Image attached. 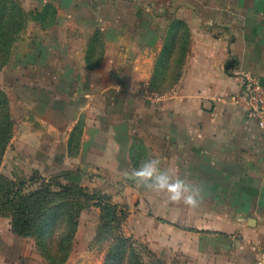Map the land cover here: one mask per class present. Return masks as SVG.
<instances>
[{"label": "crops", "instance_id": "1", "mask_svg": "<svg viewBox=\"0 0 264 264\" xmlns=\"http://www.w3.org/2000/svg\"><path fill=\"white\" fill-rule=\"evenodd\" d=\"M17 1L30 18L0 89L15 118L7 154L25 164L7 170L76 172L84 184L105 170L108 192L128 208L125 233L161 264H255L264 130L237 97L247 76L264 90V0ZM174 41L182 73L166 93L150 91ZM138 138L161 170L201 190L197 207L137 184Z\"/></svg>", "mask_w": 264, "mask_h": 264}, {"label": "trees", "instance_id": "2", "mask_svg": "<svg viewBox=\"0 0 264 264\" xmlns=\"http://www.w3.org/2000/svg\"><path fill=\"white\" fill-rule=\"evenodd\" d=\"M29 18L30 14L23 10L19 1L0 0V70L10 59ZM177 43L174 41L173 45L171 42L165 44L159 56L161 64L173 58L172 47L175 45L176 50ZM14 125L9 96L0 89V161L12 139ZM80 129L79 125L77 130ZM63 176L67 182H54L51 179L47 181L41 174L19 184L0 177L3 181L0 184L3 189L0 193V205H9L7 209L13 215L14 230L23 235H33L35 229L42 225L39 238L42 239L41 247L50 264H64L67 261L73 250L83 203L94 200L96 205L101 207V229L105 233L107 229L113 231L114 242L103 264H144L140 247L148 254L156 256L147 244L125 233L123 224L128 213L127 205L115 202L108 193H89L87 187L81 184L82 178L76 172H66ZM39 179L45 180L46 187L23 192L22 189L27 183L34 184L39 182ZM52 184L61 189L53 190Z\"/></svg>", "mask_w": 264, "mask_h": 264}, {"label": "rangeland", "instance_id": "3", "mask_svg": "<svg viewBox=\"0 0 264 264\" xmlns=\"http://www.w3.org/2000/svg\"><path fill=\"white\" fill-rule=\"evenodd\" d=\"M173 53H175L173 58H170L169 62L164 64H161L160 57L156 59L155 72L149 86L150 91L166 93L171 89L174 83L178 81L182 73V65L184 61L181 56V51H179L177 47ZM12 118L15 122L13 115ZM80 126H82V123ZM11 140L9 141V144L7 145L0 161V177L7 178L10 181L19 184L23 181L28 182L35 175L41 176V173L38 170L31 171L20 166L18 170L17 168L14 170H7V167L13 166V164H25L24 161L15 163L16 158H13L11 155L7 154V148L10 145ZM130 149V158L133 164H139L136 165L138 166L137 168H139L142 160L151 158V153L148 150L144 139L142 140L141 138H138L134 140L133 144L130 146ZM80 173H82L83 177H85L83 172ZM109 175L110 172L99 169L89 173V175L85 177V179L90 181L89 183L84 184L81 182V184L86 186L87 191L91 194H110L107 190L109 187L107 184L110 181ZM46 178L47 181L48 179H51L54 182H60V180L65 182L63 174ZM38 181L39 182L34 184L27 183L22 189L23 192L33 191L46 184L44 183L45 180L39 179ZM2 183L3 181L0 180V184ZM44 187H46V185ZM51 188L53 190L61 189L55 184H52ZM2 192L3 189L0 188V193ZM111 197L113 198L112 195ZM83 205L84 208L79 214V223L75 234L73 250L64 264H103L107 253L111 249L114 242L112 235L113 231L107 229L105 233V231L101 229L102 212L101 207L96 205V200L86 202V204L83 203ZM8 206L9 205L7 204L0 205V264H50L45 258V253L42 249L43 247H41L42 245L40 240L42 239L39 238L42 225L35 229L33 235H23L15 231L13 215L7 209L9 208ZM139 242L142 241L139 240ZM140 250L143 252L142 255L144 264H161L160 260L158 261L159 258L157 256L148 254L141 247Z\"/></svg>", "mask_w": 264, "mask_h": 264}, {"label": "clouds", "instance_id": "4", "mask_svg": "<svg viewBox=\"0 0 264 264\" xmlns=\"http://www.w3.org/2000/svg\"><path fill=\"white\" fill-rule=\"evenodd\" d=\"M131 175L138 185L157 193L167 194L170 202L183 203L193 208L200 203L201 190L184 178L179 176L173 178L167 170H161L158 158L142 160L139 168Z\"/></svg>", "mask_w": 264, "mask_h": 264}, {"label": "built area", "instance_id": "5", "mask_svg": "<svg viewBox=\"0 0 264 264\" xmlns=\"http://www.w3.org/2000/svg\"><path fill=\"white\" fill-rule=\"evenodd\" d=\"M237 99L246 106L249 114L257 119L264 130V90L260 81L253 76H247ZM255 264H264V254Z\"/></svg>", "mask_w": 264, "mask_h": 264}]
</instances>
